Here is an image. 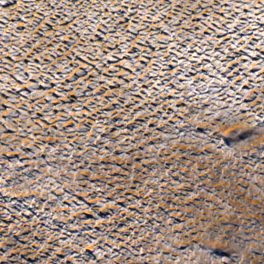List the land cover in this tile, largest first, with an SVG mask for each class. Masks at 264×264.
Returning a JSON list of instances; mask_svg holds the SVG:
<instances>
[{"label":"snow or ice","instance_id":"6c2138e0","mask_svg":"<svg viewBox=\"0 0 264 264\" xmlns=\"http://www.w3.org/2000/svg\"><path fill=\"white\" fill-rule=\"evenodd\" d=\"M17 190L71 222L5 210L0 264H264V0H0V195Z\"/></svg>","mask_w":264,"mask_h":264},{"label":"bare ground","instance_id":"6f19581e","mask_svg":"<svg viewBox=\"0 0 264 264\" xmlns=\"http://www.w3.org/2000/svg\"><path fill=\"white\" fill-rule=\"evenodd\" d=\"M6 10H10L13 14L15 13V9L14 8H11V9H6ZM9 23H12V20L11 18H9ZM23 26V21H19L17 22V27L20 28ZM125 27H128L127 24H125ZM43 42V41H42ZM11 43V42H9ZM79 43V41H78ZM51 47V46H49ZM67 55V53H66ZM39 59V58H37ZM46 59V58H45ZM60 59H63V57H60ZM51 66V65H49ZM117 67H119V65H117ZM53 83H55L53 81ZM43 90L42 87L41 89H39L38 91H41ZM47 94H51V93H47ZM41 102H43L42 98H41ZM59 101H53V104L55 103H58ZM19 103L18 102V106H19ZM89 103V101H85V105L87 106V104ZM73 107H75V105L73 104L72 105ZM37 115L39 116L40 113H37ZM81 115H84V113L82 112ZM115 115V113H114ZM101 119H105V117H100ZM58 119V117L56 118ZM56 119H53L52 120V124L54 125L56 123ZM139 119H143V117L139 118ZM39 122V121H38ZM89 121L88 120H82L81 121V124H87ZM67 127V125H66ZM130 128V126H128ZM205 127V125H197V128L198 129H203ZM224 128H221V130H223ZM130 132L128 133H125V135H129ZM36 135H39V133H36ZM37 143H39V141H37ZM44 143H49L48 140H45ZM26 150H29L30 149H26ZM117 151H119L117 149ZM7 155V153L5 154ZM42 155H46L45 154H42ZM9 158H12V157H9ZM21 159H24L23 157ZM116 163H127V161H124V160H117ZM27 168L29 169H34L35 168V165H32V164H28L26 165ZM136 167H139V165H137ZM25 175H28V173H25ZM29 179H31V177L29 176ZM130 183V182H129ZM57 195H60L59 193H57ZM31 197H36L37 200H40L42 199V194L40 193H37V192H23V191H20V190H17V192L12 196V199L9 200L8 197H5L0 195V209H1V212H2V215L4 213L5 210L9 211L11 214H12V217L14 216L15 219L13 221V224H15L16 221H19V223L21 225H25V226H33L34 224H39V226L37 227V229H41V228H47L49 226V222L51 224L52 223V220L50 221V218L46 215H43L42 213H35L32 208H34L35 206H33L31 204ZM67 203V202H66ZM8 205L9 207L6 209L5 208V205ZM49 211H52L51 209ZM55 211H63V212H67L68 209L67 208H64V209H55ZM215 211V209H214ZM74 217H72L73 219ZM29 220H31V224H29ZM59 221H62L64 224L62 226H59V227H55L52 229V231H57V232H60L64 229L65 225L67 223H70L71 221H66V220H59ZM198 223V221H197ZM81 228H84V225H81ZM70 234L71 236H75L77 238H79L82 233L80 231H77L76 229H68V232L66 233V235ZM40 238L42 239H46V236H40L38 235ZM203 236V233H200L199 234V237H202ZM182 243L184 246H186L187 244H185V242L187 241L186 238L182 237ZM193 241V240H191ZM195 242L193 244H195L197 242V240H194ZM51 242V241H50ZM33 247H35V245H33ZM183 251L184 252H188V248L187 247H184L183 248Z\"/></svg>","mask_w":264,"mask_h":264},{"label":"rangeland","instance_id":"374dc122","mask_svg":"<svg viewBox=\"0 0 264 264\" xmlns=\"http://www.w3.org/2000/svg\"><path fill=\"white\" fill-rule=\"evenodd\" d=\"M221 131H227V129H223V130H221ZM205 151H210V149H205ZM200 153L199 152H196L195 153V155H199ZM213 156H216V155H219L218 153H213L212 154ZM180 159H182V160H184L185 161V163H187V160H188V158L187 157H181ZM221 159H223V157L221 156ZM193 163H195L198 167H201V168H203L204 167V165L207 163L206 161L204 162V163H201L199 160H195V159H193V161H192ZM165 163H167V162H165ZM118 164H121V163H118ZM181 171H183V169H181ZM208 175H212V173L211 172H209L208 173ZM136 179L137 180H139L140 179V177H136ZM225 187H227V185H224ZM210 187H220V185L219 184H217V185H210ZM233 189H234V191H236V193L238 194V195H240L241 193H239V190L238 189H235V186L233 185ZM5 198V197H4ZM205 199H210L209 197H205ZM178 203V202H177ZM188 203H191V201H189ZM233 203V206L234 207H238L239 208V205H236L235 204V202H232ZM163 207V206H162ZM32 210L35 212V213H40L39 211H37V209H36V207H34V208H32ZM50 209H47L46 211H49ZM169 211H173V209H169ZM213 211H214V209H213ZM206 215V214H205ZM3 218V215H2V212H1V209H0V219H2ZM14 219H15V217L13 216L12 217V223H13V221H14ZM74 219H76V217H74L73 218V220ZM182 219V218H181ZM248 219H254V218H251V217H248ZM4 223H9V221H7V220H4L3 221ZM218 222V221H217ZM52 223L55 225V227H59V226H62L64 223L62 222V221H59V220H52ZM25 226V225H24ZM34 226L37 228L38 226H39V224L37 223V224H34ZM32 227V226H31ZM31 227H29V226H26V228H28V229H30ZM25 234H27L26 232H25ZM203 237V236H202ZM18 238V237H17ZM37 239H42V238H40L39 236H37ZM22 243H23V241H21ZM195 241L193 240V241H190V240H188L187 239V241L185 242V244H190V243H194ZM203 243V244H205V245H208V246H211V247H214L215 249H220L221 248V246L219 245V244H216L214 241H209V240H207V239H198L197 240V242L196 243ZM34 255V253H32V252H29L28 253V256H29V259L31 260V257Z\"/></svg>","mask_w":264,"mask_h":264}]
</instances>
